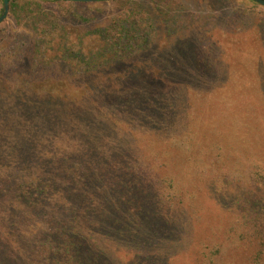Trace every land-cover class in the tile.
Listing matches in <instances>:
<instances>
[{
    "label": "trees",
    "instance_id": "trees-1",
    "mask_svg": "<svg viewBox=\"0 0 264 264\" xmlns=\"http://www.w3.org/2000/svg\"><path fill=\"white\" fill-rule=\"evenodd\" d=\"M33 1L64 4L65 8L31 5L26 8L28 20L21 32L11 31L0 38L4 42L0 43V68L4 70H0V264H116L115 242L122 249L139 251L138 242L156 241L145 232L144 222L156 217L155 227L169 226L195 215L198 211L192 199L202 190L206 176L213 178L223 171L238 172V176L247 172L248 177L261 173L264 157L249 158L255 155L247 145L238 144L240 134L234 152L221 142L205 145L197 155L193 153L194 127L186 124L175 137L180 142L177 154L185 158V165L176 159L171 164L175 143L170 145L169 140L162 139L165 144L160 147L151 138L143 148L138 147L139 152L129 141L113 142L108 126L97 125L105 113L112 115L115 124L123 123L117 127L130 137L142 133L144 124L160 126L162 138L169 130L168 121L176 119V112L166 118L164 96L153 88L149 91L147 86H153L148 80L147 85L128 79L125 89L118 91L112 86L122 83L118 78L111 82L113 75H109L103 84L108 92L84 91L66 100V89L78 92V85L67 84L58 74L89 75L122 59L140 58L155 47L147 41L148 34L155 38L153 30L171 26L160 8L162 3H140L138 10L129 7L111 25L95 28L90 20L86 27L72 26L81 12L72 11L70 2ZM84 16L87 20L88 13ZM141 20L147 25H141ZM230 55L237 56L229 51ZM148 57L136 67L157 69ZM241 59L236 57L230 64L238 78H230L221 96L207 90L203 100L208 99L207 105L222 98L221 103L227 105L230 91L251 89L239 122L247 124L246 115L255 126L264 127V113H246L248 107L264 110V95L254 89L261 85L260 78L255 81L245 76L253 68L241 65ZM47 72L52 74L44 76ZM51 93L56 94L55 101ZM200 101L192 104L198 111ZM193 108L184 115L190 114L196 125L199 114H193Z\"/></svg>",
    "mask_w": 264,
    "mask_h": 264
},
{
    "label": "rangeland",
    "instance_id": "rangeland-1",
    "mask_svg": "<svg viewBox=\"0 0 264 264\" xmlns=\"http://www.w3.org/2000/svg\"><path fill=\"white\" fill-rule=\"evenodd\" d=\"M152 1L113 0L93 2L92 5H76L70 2L69 7L73 9L72 11L77 14L81 12L82 15L75 18L77 21L73 22L72 26L77 27L79 24L86 27L89 23L95 28L109 26L112 20L121 17V12L127 8L138 10V4ZM164 1L158 0L162 3L160 8H163L162 13H167L164 16L170 20L171 26H160L158 30H153L155 38L150 34L147 37V41L154 42L155 47L146 54L152 66H156L157 69L143 70L141 67H136L137 62H146L145 54L131 60L122 59L113 66L102 67L89 75H76V72L67 74L64 71L57 73L60 78L67 80V84L69 81L78 85V92H74L71 88L66 89L65 94L68 95L66 100L71 101L70 98L79 96L80 92L84 91L86 94L87 91L97 94L108 92L104 83L108 81L109 75H113L111 82L112 79L118 78L121 85H124L123 88L120 87L121 85L112 86L118 91L125 89L126 81L147 83L148 80L153 86H147L148 90L151 91L153 88L156 94L164 96L162 103L164 111L167 112L166 118L170 119L169 114L176 112V119L168 121L166 126L169 130L162 138L159 137L162 134L160 126L144 124L141 125L142 133L130 137L128 131L117 127L124 126L123 123L115 124L112 115L105 113L104 121L99 119L97 125L108 126L110 130L107 133L113 138V142L129 141L130 147L139 152L138 147L143 148L142 145H147L151 138L160 147L165 144L162 139L169 140L170 145L175 143L174 146L171 145V164L173 159H176L181 165L185 163V158L177 154V143L180 142L175 137L177 132L189 124L190 128L194 127L193 153L197 155L205 145L208 147L213 144L221 145V142L227 145L229 151L234 152L238 142L241 143L240 145H247L251 154L255 155L249 158L253 160L263 158L264 127L258 125L256 127L252 117L248 120L246 115L244 118L247 124L241 125L239 122L244 111L243 105L249 101V96L252 94L251 89L246 92L230 91L231 97L227 105L221 103L222 98L206 105L208 99L203 100V96L211 89L216 95L221 96L223 89L228 88L230 78H238L239 74L230 68V64H233L231 61L235 62L236 57L243 58L241 65L245 64L249 69L253 68L247 70L245 76L255 81L260 78L261 85L255 86L254 89L257 90L258 95H264V59L260 57L261 55L264 58V32L261 29L264 25V7L248 0ZM34 4L43 5L48 10L65 8L64 4L59 3L10 0L8 16L0 24V38H6V33L11 31L20 33L28 20L25 14L26 8ZM86 13H88L87 20L84 16ZM142 14V18L145 19L144 13ZM17 19L21 21L18 22ZM141 25L146 26V20H141ZM2 40L0 43H4ZM166 49H170L168 53ZM229 51L237 56H228ZM77 62L81 63L80 60ZM132 68L134 71H131ZM0 70L4 72L2 68ZM37 73L41 74L40 69ZM50 74L52 73L47 72L44 76ZM55 95L50 94L54 101ZM198 100H201L197 105L203 110L202 114L192 106L193 102L196 103ZM191 107L193 114H199V118L198 115L196 117L198 120L196 125L190 114L184 115L189 109L191 110ZM203 108L209 112L206 114ZM248 108L246 113L251 116L264 113L261 108ZM215 123L223 126H213ZM239 134L241 138L238 140ZM157 137L161 139L156 140ZM211 152L215 153L213 150ZM257 154L261 156L257 157ZM260 172L264 174V167ZM261 173L254 175L249 173L248 177L247 172L238 176V172L223 171V174L213 178L211 175L206 176L202 190L195 193L192 199L198 211L195 215L185 217L179 223L169 226L155 227V222L158 220L156 217L144 222L145 232L151 233L156 241L148 245L138 242L139 251L130 247L122 249V244L119 242L117 245L115 242L116 259L113 262L116 264H264V180ZM185 207L187 208L186 205Z\"/></svg>",
    "mask_w": 264,
    "mask_h": 264
},
{
    "label": "water",
    "instance_id": "water-1",
    "mask_svg": "<svg viewBox=\"0 0 264 264\" xmlns=\"http://www.w3.org/2000/svg\"><path fill=\"white\" fill-rule=\"evenodd\" d=\"M64 2H74V3H93V2H110L113 0H55ZM259 6L264 7V0H252ZM9 2L10 0H2V8L0 13V24L6 20L9 13Z\"/></svg>",
    "mask_w": 264,
    "mask_h": 264
}]
</instances>
